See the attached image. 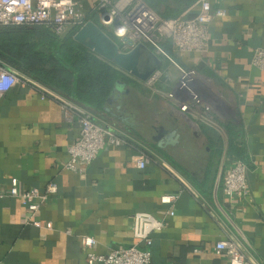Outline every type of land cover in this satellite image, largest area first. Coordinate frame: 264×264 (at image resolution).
<instances>
[{"label":"crops","instance_id":"1","mask_svg":"<svg viewBox=\"0 0 264 264\" xmlns=\"http://www.w3.org/2000/svg\"><path fill=\"white\" fill-rule=\"evenodd\" d=\"M79 1L102 25L95 11L100 0ZM210 1L213 9L228 11L211 24L210 51L177 56L201 74L200 87L205 102L214 106L218 129L197 125L190 114L169 110L159 101L153 102L148 119L138 110L139 125L135 105H122L133 122L122 125L106 108L108 115L91 111L39 82L44 88L24 82L0 94V264H94L80 236L95 237L92 251L103 255L133 245V215L138 211L152 212L166 224L153 235L151 264H230L226 254L216 253L217 242L228 232L248 242L264 264V70L251 63L255 49L264 48V0ZM152 4L159 15L171 18L192 17L199 8L198 0L183 11L177 0ZM162 69L171 70L168 60ZM208 92L220 93L219 100ZM61 98L126 129L148 145L151 163L141 169L131 147L111 145L100 151L84 175L65 169L80 123L65 120ZM149 122L154 133L160 126L176 129L179 142L160 146L145 129ZM238 159L248 165V188L231 199L223 181ZM15 177L22 190H44L55 181L59 193L31 213L10 195ZM169 194L179 195L174 204L162 202ZM35 220L53 227H38Z\"/></svg>","mask_w":264,"mask_h":264},{"label":"built area","instance_id":"2","mask_svg":"<svg viewBox=\"0 0 264 264\" xmlns=\"http://www.w3.org/2000/svg\"><path fill=\"white\" fill-rule=\"evenodd\" d=\"M199 8L192 17L180 16L164 18L159 15L145 0H100L95 11L100 14V22L106 31L118 42L123 51L133 49L138 43L148 44L163 60H169L180 72L179 85L167 93L180 110L193 117H201L204 123L218 129L220 127L214 111L205 102L200 79L194 67L185 66L178 61L165 47L172 43L174 51L199 56L208 53L211 48L210 27L219 17H225L228 11L223 8L213 9L210 0H198ZM88 13L79 0H0V26L9 25H42L52 28L62 35L71 28L82 27L87 21ZM95 21V20H94ZM252 65L264 70V48L255 49ZM163 69L158 70L145 83L154 87L163 76ZM30 82L42 87L37 81L0 60V94L10 91L17 84ZM157 92V89L155 90ZM58 96L55 93H51ZM63 101L64 117L69 123H80V136L69 147V159L64 168L79 175H84L87 167L98 157L106 146H128L134 151L133 161L141 169L151 163L153 153L145 143L133 136L126 129L107 122L100 114H93L84 107L70 100ZM248 165L242 159L236 160L229 168L223 181L227 197L236 199L241 193L246 194ZM10 195L20 199L31 211L38 212L42 206L59 193L57 182H50L44 190L31 187L22 190L18 178H13ZM0 186V197L3 196ZM179 195L169 194L162 197V202L174 204ZM172 216L175 211L169 212ZM133 238L135 244L112 250L107 255L93 250L97 245L95 237L81 235L84 247L90 248L89 257L94 264H151L153 235L162 231L165 221L149 211H138L133 215ZM38 227L52 228L51 222L33 221ZM69 234L72 231H67ZM143 246V247H141ZM216 253L226 254L230 264H263L254 254L248 242L232 232L216 244Z\"/></svg>","mask_w":264,"mask_h":264},{"label":"trees","instance_id":"3","mask_svg":"<svg viewBox=\"0 0 264 264\" xmlns=\"http://www.w3.org/2000/svg\"><path fill=\"white\" fill-rule=\"evenodd\" d=\"M145 1L155 10L152 0ZM177 1L183 4V11L196 0ZM88 18L95 17L88 14ZM78 29L71 28L60 36L42 25L0 26V60L91 111L102 113L118 82L130 84L133 80L75 41ZM165 47L180 61L172 43L167 42Z\"/></svg>","mask_w":264,"mask_h":264},{"label":"water","instance_id":"4","mask_svg":"<svg viewBox=\"0 0 264 264\" xmlns=\"http://www.w3.org/2000/svg\"><path fill=\"white\" fill-rule=\"evenodd\" d=\"M74 40L141 82L148 81L162 68L164 63L163 58L144 42L138 43L129 51L121 50L118 42L94 20H89L80 27L74 35ZM125 86V83L118 82L115 91L123 89ZM126 92L129 93L130 89L127 88ZM114 100V98H110L109 102L113 103ZM119 109H122L121 105H119ZM156 131L155 140L162 139L159 141L160 146L179 142L180 135L175 130L169 131L166 127L160 126L156 128Z\"/></svg>","mask_w":264,"mask_h":264},{"label":"rangeland","instance_id":"5","mask_svg":"<svg viewBox=\"0 0 264 264\" xmlns=\"http://www.w3.org/2000/svg\"><path fill=\"white\" fill-rule=\"evenodd\" d=\"M65 34H62L60 36H64ZM168 62L170 64L171 70L167 73L163 72V76L156 82L154 87L149 86L145 82L138 81L135 78H133L131 75L128 74L129 77L133 80V82L132 83L130 82V84L125 83L126 84L125 88H129L130 92L126 93V94L123 93L124 95H122V96H124L123 101L125 104L128 103V104H133L132 106L135 105L136 110L135 109L134 110H135L137 115L135 114L134 117L137 120V121H135L137 124L139 123V121L142 120L140 118V116L138 115L139 114L138 110L143 112V115L148 119L150 107H152L154 104L153 102H157L156 103L157 105L160 104L159 102H161L162 105L167 107L169 110L176 111L177 109H180V107H178V105H176L170 98L167 97V93L172 91V90L171 91H168V90L172 89L175 84L178 86L179 81H180V72H179L178 67L176 65H173V63L171 61L168 60ZM197 73H198L199 79H201L202 76L198 70H197ZM207 82H208L207 83L208 86H210V89L212 91H214V88H216V87L213 86V83H210L209 81H207ZM156 89H157V92L155 91ZM208 93H209L208 97L215 98L217 100H219V99L216 98V95H221L218 92H216L217 93L216 95H212L211 92H208ZM115 95H116V93H113L111 98H115L116 97ZM141 100H143V102ZM208 103H206V104H208ZM208 106L210 107V109H212L214 111V106L211 103H209ZM106 107L111 109L112 108L111 103L106 104L105 108ZM124 113L126 116H128V115L130 116V111L125 110ZM104 114L108 115L106 112H104ZM105 115H104V118H106ZM214 116H215V114H214ZM214 118H216V117H214ZM202 120L203 119L201 117H199V118L193 117V122L197 125L200 124V122L204 123ZM117 122H119V121H117ZM146 122H148V120ZM146 122H143V123H145V125H146ZM217 122L220 125V122L218 120H217ZM119 123L122 125H126V124H123L121 122H119ZM133 126H135V125H133ZM139 127H141V126H139ZM145 129L149 130V131H147L149 136L154 135L153 127H152V125H150V122L147 123V127Z\"/></svg>","mask_w":264,"mask_h":264},{"label":"flooded vegetation","instance_id":"6","mask_svg":"<svg viewBox=\"0 0 264 264\" xmlns=\"http://www.w3.org/2000/svg\"><path fill=\"white\" fill-rule=\"evenodd\" d=\"M126 89L127 88H123V89H117L116 91H115V93H116V97H115V100L113 101V103H111V109L110 108H108V110H107V112L112 116V117H114L117 121H120V122H125V123H131L132 124V122L127 118V116L124 114V110H123V108L122 109H119V105H123V107H124V101H123V97L124 96H122V95H124V94H126V93H128V92H126ZM124 93V94H123ZM107 108V107H106ZM175 131H177L176 129H174ZM173 130V131H174ZM177 133H178V131H177ZM156 134V135H155ZM155 136H157V133H156V131H155V133H154V135H152V137H151V139L154 141V142H157L158 144H159V141H162V139H160L159 141H156L155 140Z\"/></svg>","mask_w":264,"mask_h":264}]
</instances>
